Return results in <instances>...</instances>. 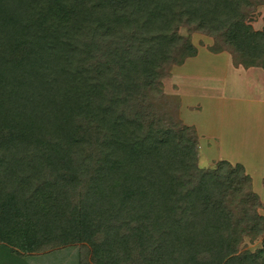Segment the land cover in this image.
<instances>
[{
	"label": "trees",
	"instance_id": "16d2710c",
	"mask_svg": "<svg viewBox=\"0 0 264 264\" xmlns=\"http://www.w3.org/2000/svg\"><path fill=\"white\" fill-rule=\"evenodd\" d=\"M263 3L0 0V243L79 244L80 264L264 263V239L238 250L263 216L225 200L244 169L198 167L194 128L144 103L196 55L184 25L223 37L235 68L264 69V27L245 16Z\"/></svg>",
	"mask_w": 264,
	"mask_h": 264
},
{
	"label": "crops",
	"instance_id": "0c3cea01",
	"mask_svg": "<svg viewBox=\"0 0 264 264\" xmlns=\"http://www.w3.org/2000/svg\"><path fill=\"white\" fill-rule=\"evenodd\" d=\"M201 57L200 52H196L193 58H187L176 67L177 73L182 70L183 74L190 63L192 69L204 63L200 62ZM211 57L212 62L208 59L204 68H215L216 63L225 68L219 74H211V78L220 80L215 90L208 92L209 89L204 88L200 94L190 92L178 79L175 81L181 113L184 110L195 113L196 123L192 126L202 136L204 145L209 143L213 148V153L210 151L212 160L240 165L251 176L252 188L258 190L260 180L264 179V69L235 68L224 53ZM186 74L188 76V72L184 76ZM0 249H3L0 250V264L5 262L3 259L13 262V256L18 257L15 251H6V245L0 244Z\"/></svg>",
	"mask_w": 264,
	"mask_h": 264
},
{
	"label": "rangeland",
	"instance_id": "374dc122",
	"mask_svg": "<svg viewBox=\"0 0 264 264\" xmlns=\"http://www.w3.org/2000/svg\"><path fill=\"white\" fill-rule=\"evenodd\" d=\"M245 16L246 22L251 25L253 30L260 31L261 29H263L264 3L253 5L252 7L248 8L246 10ZM177 34L189 40L196 51L200 52V55L202 56L201 58H199L200 62H206L208 59H211L212 62L213 57L211 56H216L220 55V53H224L227 56V60L230 58L228 61L231 60L232 64L231 52L229 51L228 45L224 43L223 37L213 38L206 34L200 33L186 25L180 27L177 30ZM216 49H222V51L219 53H213L212 50ZM204 63H200L193 69L190 68L192 64H188V68H186L187 70L184 72H188V76L187 74L184 76V73H181L182 70L179 73L180 75L177 73L179 69H177L176 67H179L180 65L178 66L173 62L169 63V65H166L164 67L163 72L161 73V76L157 80L156 84L146 92L144 103L147 105H152L156 113L169 120V123L179 124V127L185 126L194 128L196 134L195 142L199 155L198 167L214 168L217 162L212 160L213 156L211 155V152L213 153V148H210L209 143L204 145V141L201 140L202 136H200L195 127L192 126L196 123V119L194 117L195 113L193 114V112H191L190 110H184V112L181 113V99L180 95L176 93V88L174 85L175 81H177L178 79L183 86L185 85L187 88H189L188 90L190 92L197 91V93L200 94L204 90V88L209 89L208 92H212L213 90H215L214 88H216L220 80L211 78V74H219L220 71L224 70L225 68L223 69L219 67L216 63L215 68L206 69L204 68ZM188 90L185 89V92H187ZM187 102L189 103V100ZM189 107L190 106H188V108ZM200 118L203 119V116L201 115ZM244 176L247 179L243 177L241 181L238 182L239 184H236L233 187L234 189H231L229 194H226L227 197L225 196V200L227 203L231 204L232 208L239 212L238 214L241 217H243L244 215L240 211H250L256 206L258 208L256 212L264 218V179L260 180V187L258 191L252 188L251 176H249L245 171ZM252 195H254V197ZM263 239L264 233L256 238H251L247 235L243 236L238 248L239 253L245 251L255 253L261 250L263 248ZM6 246H8V249L6 251L11 252V250H13L18 254V257L13 256V262L8 261L9 259H3V262H5L2 264H80V256L83 251V248L79 244H69L55 248H47L31 253L20 252L19 250L13 249L9 245ZM12 254H14V252ZM89 255L90 254H88L87 250L86 257L89 258ZM254 264L264 263L261 259H258L254 262Z\"/></svg>",
	"mask_w": 264,
	"mask_h": 264
}]
</instances>
